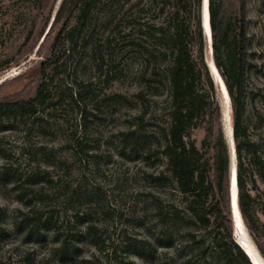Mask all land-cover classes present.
<instances>
[{
    "label": "rangeland",
    "instance_id": "374dc122",
    "mask_svg": "<svg viewBox=\"0 0 264 264\" xmlns=\"http://www.w3.org/2000/svg\"><path fill=\"white\" fill-rule=\"evenodd\" d=\"M61 2L0 0V101L36 95L41 64L50 57L58 29L45 37ZM244 2L254 67L245 77L243 121L264 160V0ZM240 4L216 0L220 41ZM122 6L120 0L97 5L77 46L48 71L51 97L37 111L38 119L0 122V225L7 230L0 240V264H230L213 224L193 223L183 210L185 200L161 153L169 122L168 84L163 80L157 88L148 65L155 44L139 28L163 22L164 16L150 0ZM205 37V63L221 106L231 175L238 165L234 106L212 75V40ZM205 135L203 127L192 133L199 149ZM254 171L256 182L249 174L247 182L255 231L243 217L235 225L231 210L233 240L241 247L245 239L264 264V179ZM175 209L180 214L174 215ZM25 214L34 216L32 239L14 227ZM42 216H52L53 231L36 221ZM57 238H70L78 251L62 257L54 252ZM136 241L147 242L141 256Z\"/></svg>",
    "mask_w": 264,
    "mask_h": 264
},
{
    "label": "trees",
    "instance_id": "16d2710c",
    "mask_svg": "<svg viewBox=\"0 0 264 264\" xmlns=\"http://www.w3.org/2000/svg\"><path fill=\"white\" fill-rule=\"evenodd\" d=\"M102 0H62L47 36L58 29L51 44L50 57L41 64L42 81L36 95L30 99L0 101V122L19 116L37 117L39 108L50 99L49 82L53 79L51 67H57L63 53L77 46L97 5ZM139 3L143 0H138ZM164 16L163 22L140 24L139 34L147 35L155 44L148 65L158 83L168 84V126L163 129L164 146L161 153L167 159V169L176 182V188L185 200L184 209L193 223L213 224L223 239L221 248L230 264H252L245 251L233 240L230 206V160L221 127V106L217 91L206 66L207 43L202 26L203 0H150ZM122 7L132 0H120ZM240 11L233 23L225 29L219 40L221 26L218 21L216 0H210V25L214 64L220 72L234 106L233 135L237 152L238 204L249 229L255 231L254 198L248 186V174L255 183L254 169L264 179V160L257 154L256 144L244 125L245 77L251 73L246 27V6L240 0ZM58 27V28H57ZM131 45H139L132 41ZM68 48V49H67ZM50 70V71H49ZM56 70V69H55ZM49 71V72H48ZM50 77V78H49ZM87 119L88 112H81ZM198 127L206 135L199 149L192 133ZM5 175L6 166L1 167ZM180 214L174 210V215ZM34 216L27 214L14 224L17 231L32 239ZM44 219V220H43ZM38 223L53 231L52 216L37 218ZM39 225V224H38ZM37 227V225L35 226ZM89 237L95 239L92 226L87 227ZM7 230L0 225V240ZM35 235H40L37 228ZM70 238L54 240V252L72 257L78 251ZM76 241H79L75 238ZM57 241V242H56ZM141 256L147 242H134ZM87 263V261H86ZM120 264V263H119Z\"/></svg>",
    "mask_w": 264,
    "mask_h": 264
},
{
    "label": "bare ground",
    "instance_id": "6f19581e",
    "mask_svg": "<svg viewBox=\"0 0 264 264\" xmlns=\"http://www.w3.org/2000/svg\"><path fill=\"white\" fill-rule=\"evenodd\" d=\"M209 3H210V0H208L207 1V4H206L208 6V14H209V20H210ZM208 14H207V10H206V19H205V21H206V29H207V32H208V34H206V36L208 38L210 37L211 40H212V30H211V25L209 26V24H208ZM210 68H211V72H212L213 77L216 79L217 85L219 87H221V84L222 83L219 80L220 79V75H221L220 72L218 71L217 67L214 64H211V67ZM222 87H223V85H222ZM224 91L226 93L225 88H224ZM224 98L227 101L229 100V96L227 94H226V97H224ZM235 167H236V186L234 184V201H235V206H234V214H233V217H234L235 225H237L239 222H242V221H239L240 219L242 220V215H241V212H240V209H239V204H238V183H237V165H236V163H234V165H233V168H235ZM236 194H237V197H236ZM237 229L240 230V227L237 226ZM242 247L248 252V254L250 255L252 261L255 264H263V261L260 260L261 257L260 258L258 257V255L255 252L254 248L247 241H245V239L242 242Z\"/></svg>",
    "mask_w": 264,
    "mask_h": 264
},
{
    "label": "water",
    "instance_id": "95a60500",
    "mask_svg": "<svg viewBox=\"0 0 264 264\" xmlns=\"http://www.w3.org/2000/svg\"><path fill=\"white\" fill-rule=\"evenodd\" d=\"M207 1L208 0H203V10H202V26H203L204 33L205 34H208L207 29H206V21H205V19H206V10H207V14H208V6L206 5L207 4ZM208 24L210 26L209 14H208ZM209 39L211 40L210 37H209ZM219 80L222 83L220 88H221V91H222L224 97H226V94L229 96V93H228L226 84H225V82H224V80H223V78H222L221 75H220V79ZM222 85L225 88L226 93H225L224 88L222 87ZM234 184L236 186V167L235 168L232 167V169H231V175H230V206H231V210H232V213L233 214H234V206H235V201H234ZM236 197H237V194H236ZM243 250L245 251V253L249 257V259L252 262V264H255L252 261V259H251L250 255L248 254V252L244 248H243Z\"/></svg>",
    "mask_w": 264,
    "mask_h": 264
},
{
    "label": "clouds",
    "instance_id": "9594fccd",
    "mask_svg": "<svg viewBox=\"0 0 264 264\" xmlns=\"http://www.w3.org/2000/svg\"><path fill=\"white\" fill-rule=\"evenodd\" d=\"M241 247H242V245H241ZM243 248V247H242Z\"/></svg>",
    "mask_w": 264,
    "mask_h": 264
}]
</instances>
